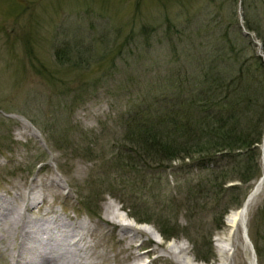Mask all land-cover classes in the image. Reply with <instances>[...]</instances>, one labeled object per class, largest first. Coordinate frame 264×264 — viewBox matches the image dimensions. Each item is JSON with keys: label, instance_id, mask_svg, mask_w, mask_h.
<instances>
[{"label": "rangeland", "instance_id": "1", "mask_svg": "<svg viewBox=\"0 0 264 264\" xmlns=\"http://www.w3.org/2000/svg\"><path fill=\"white\" fill-rule=\"evenodd\" d=\"M208 71L226 81L242 73L263 109L264 0H0V212L45 195L28 219L56 210L89 222L103 264H115L125 243L120 227L104 224L110 206L119 223L154 230L136 244L151 238L156 250L128 264H176L164 254L174 243L188 247L195 264L218 261L215 235L262 175L264 141L259 177L250 181L254 161L245 156L161 160L125 126L144 97L168 108ZM175 135L187 141V129ZM247 232L264 264V188ZM4 244L0 264H11ZM240 249L232 264H247Z\"/></svg>", "mask_w": 264, "mask_h": 264}, {"label": "bare ground", "instance_id": "2", "mask_svg": "<svg viewBox=\"0 0 264 264\" xmlns=\"http://www.w3.org/2000/svg\"><path fill=\"white\" fill-rule=\"evenodd\" d=\"M262 176L253 186L243 205L224 217V227L214 238L218 261L208 264H232L234 254L239 251V247H241L240 252L242 250L245 255L247 264H257L248 237L247 217L251 205L264 188V164ZM54 185L60 187L57 182ZM44 196L38 200L36 197L32 200L31 198L28 201L24 200L21 208L12 203L3 207V212H0V242L5 240L3 250H9L11 264H103V260L95 250L96 245H99L100 234L95 232L96 228L89 222H73L56 210H46L45 219L27 218L25 212L39 208L40 203L45 199ZM106 211L111 218H105L104 224L110 225V230L120 227L119 241L125 243V247L117 251L121 256L117 255L116 258V253L113 254L115 264L136 262L141 260L140 254L147 255L156 250L151 238L143 239L140 244H136V241L142 238V234L153 233L154 230L150 226L143 225L144 228L134 229L131 225L118 222L121 216L115 209L112 210L107 206ZM15 238L19 240L16 249L11 248ZM236 241H238L237 245H235ZM148 246L151 247L150 250L140 251ZM164 252L172 263L195 264L194 259L188 256L189 248L184 244L174 243L165 248ZM106 264H111L108 258Z\"/></svg>", "mask_w": 264, "mask_h": 264}, {"label": "trees", "instance_id": "3", "mask_svg": "<svg viewBox=\"0 0 264 264\" xmlns=\"http://www.w3.org/2000/svg\"><path fill=\"white\" fill-rule=\"evenodd\" d=\"M215 76L210 71L206 72L203 84L197 81L191 85L188 99L180 97L168 108L163 105V108L158 107L159 98L157 105L156 101L150 102L149 97H144L143 102L129 111L125 124L126 133L131 137L145 136L147 144L144 143L146 146L143 149L149 145L150 150H146V153L153 151L159 158H164L161 160L190 158L196 153L216 152H222L223 157L230 159L245 156L246 164L254 161L253 167L250 164L247 166L248 169H254V175L249 179L254 181L260 174L257 156L258 144L264 137V107L260 109L258 97L250 98L254 92H249V85L242 73L228 81L219 73ZM234 82H237V87H234ZM160 100L165 101L164 98ZM255 101L258 106L253 109ZM144 103H148L144 111L150 113L143 114L144 111L140 110V104ZM245 114L250 115L245 118ZM241 120H246L248 127L239 128ZM181 128L187 129V141H180L175 135ZM167 134L172 136V140H169ZM160 138L167 139L168 142L162 144ZM180 151L182 155H179Z\"/></svg>", "mask_w": 264, "mask_h": 264}, {"label": "water", "instance_id": "4", "mask_svg": "<svg viewBox=\"0 0 264 264\" xmlns=\"http://www.w3.org/2000/svg\"><path fill=\"white\" fill-rule=\"evenodd\" d=\"M262 164H264V155H262ZM263 176H261L260 178H262Z\"/></svg>", "mask_w": 264, "mask_h": 264}]
</instances>
